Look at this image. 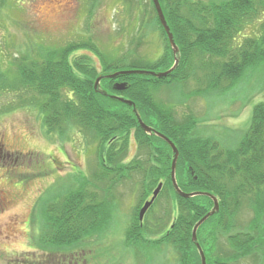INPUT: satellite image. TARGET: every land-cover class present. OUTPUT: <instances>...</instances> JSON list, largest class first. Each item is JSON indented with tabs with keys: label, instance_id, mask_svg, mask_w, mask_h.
Masks as SVG:
<instances>
[{
	"label": "trees",
	"instance_id": "obj_1",
	"mask_svg": "<svg viewBox=\"0 0 264 264\" xmlns=\"http://www.w3.org/2000/svg\"><path fill=\"white\" fill-rule=\"evenodd\" d=\"M148 1L165 42V49L156 60L143 61V57L129 50L108 63L104 60L103 73L98 74L89 57L72 58L77 49L90 47L86 43L61 49L43 48L37 59L19 60L12 74L0 69V96L4 92L13 93L24 106L34 107L47 134L65 138L76 131L95 150L94 166L84 184L43 203L44 220L40 221L45 244L70 246L95 231L101 224V204L94 203L98 192L106 195L117 183L139 182L138 196L142 203L162 183L155 202L164 192L174 201L175 215L166 227L159 222L162 235L150 243L170 244L177 255V264H201L191 232L195 223L212 209L213 201L202 195L186 199L175 193L170 178L173 155L168 144L144 133L131 107L94 89L95 80L110 70L158 73L173 66L172 49L152 1ZM4 2L0 0V8ZM158 2L178 48L175 69L160 79L139 74L104 78L99 88L132 101L141 120L175 145L178 151L175 178L184 193L204 192L218 200V211L196 233L206 264H236L259 255L264 259V100L254 105L250 124L238 143L232 148H222L213 138L194 133L193 116L179 121L173 111L159 106L152 96V88L174 82L194 81L198 89L205 87L199 89L200 95L225 90L244 73L257 66L264 67V0ZM256 22L263 35H243L238 41L239 35ZM144 36L142 31L139 40ZM132 54L136 62L129 61L128 55ZM115 83H125L124 90L115 91ZM132 136L136 156L123 163ZM243 210L249 211L251 217L239 228L238 217ZM208 223L210 226L204 227ZM134 225L127 232L128 242L135 247L141 242L150 244L141 234L145 224L137 217Z\"/></svg>",
	"mask_w": 264,
	"mask_h": 264
},
{
	"label": "rangeland",
	"instance_id": "obj_2",
	"mask_svg": "<svg viewBox=\"0 0 264 264\" xmlns=\"http://www.w3.org/2000/svg\"><path fill=\"white\" fill-rule=\"evenodd\" d=\"M130 1L5 0L0 8V69L12 74L19 60L37 59L43 48L81 43L90 47L77 49L72 58L89 57L98 74L103 73L104 60L108 63L129 50L143 61L156 60L165 42L149 1H131V7ZM142 31L145 36L139 40ZM254 34L263 35L257 22L238 41ZM130 55L129 61L136 62L135 55ZM199 89L194 81L174 82L152 88V96L179 121L193 116L197 136L232 148L247 130L254 105L264 100V67L244 73L225 90L200 95ZM22 103L13 93L0 96V264H177L170 244L150 243L162 235L159 222L166 227L175 215L174 201L164 192L145 215L141 234L150 244L141 242L135 247L128 242L127 232L134 228L144 202L139 200V182L117 183L106 195L98 192L94 203L101 204V224L81 241L66 247L43 242V203L84 184L94 166L95 150L76 131L65 138L47 134L37 110ZM135 156L132 136L122 161ZM250 217L243 210L239 228ZM263 260L259 255L236 264H262Z\"/></svg>",
	"mask_w": 264,
	"mask_h": 264
},
{
	"label": "water",
	"instance_id": "obj_3",
	"mask_svg": "<svg viewBox=\"0 0 264 264\" xmlns=\"http://www.w3.org/2000/svg\"><path fill=\"white\" fill-rule=\"evenodd\" d=\"M151 1L153 3L154 8H155L159 23L162 26V28H163V30H164V32L166 34L169 46L172 49V52H173V55H174V64H173V66L170 69H168L167 71H165V72H158V73L152 72V71H144V70H125V71H118V72H115V73H112V74H109V75H105V76H100L95 81L94 89L97 90L100 94H102L105 97H109L110 99L119 101V102H121L123 104H126L127 106L131 107V109L133 111V114L135 115V118L137 119V122H138L140 128L142 129V131L144 133L148 134V135H154V136L158 137L159 139H161L162 141H164L165 143L168 144V146L170 147V149L172 151V155H173L172 156V162H171V170H170L171 183H172L174 191L180 197L187 199V198H191V197H194V196L202 195V196L209 197L213 201L212 209L207 214H205L199 221H197L195 223V225L192 228V232H191V239H192V242L194 243V245H195V247H196V249L198 251V254H199V257H200V263L201 264H206L204 253H203L199 243L197 242L196 233H197L198 228L202 224H204L208 220V218H210L214 213H216L218 211V201H217V199L215 197H213L212 195H210L208 193H204V192L184 193L178 187L177 182H176V178H175L176 162H177V159H178V151H177L175 145L166 136H164L160 132L156 131L155 129L147 126L141 120L140 115L138 114V112L136 110L135 104L132 101L126 100L124 98H121V97H118V96H115V95H110V94L102 91L99 88L100 80H102L104 78H106V79H115V78H117L120 75L139 74V75H150L152 77L160 79V78L167 77L175 69V67H176V65L178 63V59L176 57V55L178 53V48H177V46H176V44L174 42L173 35H172V33L170 31V28H169V26H168V24H167V22H166V20L164 18V15H163V12L161 10V7H160V4H159L158 0H151ZM124 88H125V83H115V85H114L115 91H122V90H124ZM161 186H162V184H159L156 187V189L152 193V197L150 198V200L146 201L143 204V206L141 207V209L139 210V215H138L139 221H142L144 214L146 213V211L149 209V207L154 202V200L157 197L159 191L161 190Z\"/></svg>",
	"mask_w": 264,
	"mask_h": 264
},
{
	"label": "flooded vegetation",
	"instance_id": "obj_4",
	"mask_svg": "<svg viewBox=\"0 0 264 264\" xmlns=\"http://www.w3.org/2000/svg\"><path fill=\"white\" fill-rule=\"evenodd\" d=\"M129 161V160H128ZM142 225H143V222H142ZM72 262H69V264H71ZM74 264H76V263H74Z\"/></svg>",
	"mask_w": 264,
	"mask_h": 264
}]
</instances>
